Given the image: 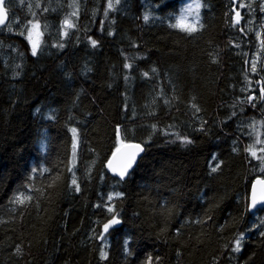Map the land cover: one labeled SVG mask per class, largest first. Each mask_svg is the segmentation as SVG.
Masks as SVG:
<instances>
[{
    "label": "trees",
    "instance_id": "1",
    "mask_svg": "<svg viewBox=\"0 0 264 264\" xmlns=\"http://www.w3.org/2000/svg\"><path fill=\"white\" fill-rule=\"evenodd\" d=\"M111 2L5 0L0 264H264V206L247 210L264 176L247 151L264 147V0H199L191 33L171 25L193 0ZM121 141L145 149L122 180L106 170Z\"/></svg>",
    "mask_w": 264,
    "mask_h": 264
},
{
    "label": "snow or ice",
    "instance_id": "2",
    "mask_svg": "<svg viewBox=\"0 0 264 264\" xmlns=\"http://www.w3.org/2000/svg\"><path fill=\"white\" fill-rule=\"evenodd\" d=\"M117 2H119V0H117ZM4 5V0H0V25H4L6 20H7V10L3 7ZM113 7V4L111 2V0H109V4H108V8L111 9ZM201 7V4L199 3V0H193V2L189 5H187L186 8H183L181 10V13L178 17H176V23L172 24L171 26L174 28H180L183 31L186 32H195L197 30V24L199 22V13H198V9ZM194 10L195 13H194ZM262 11H264V9H262ZM195 14V21H189V17L193 16ZM77 13L73 12L71 14V16H76ZM236 17L237 20L236 22L239 23V19H240V15L237 12L236 13ZM145 20L148 19V16L145 15L144 17ZM64 25L65 28H72L74 27V24L72 23L71 19L66 18L64 21ZM202 27V25H201ZM32 28L36 29V36L39 37V35H41V33L39 32V23L36 22L34 24H32ZM23 34V33H21ZM65 35H67V30L65 31ZM29 40L32 43V54L36 55L37 54V49L39 47V40H33L31 34L29 35ZM264 43V42H262ZM92 44L95 45L96 41L93 40ZM253 72L256 71V67L255 64L252 65V69ZM145 75H147V73H145ZM259 83V82H258ZM261 93H262V97L264 98V88L261 89ZM254 99V97H249L248 100L251 103L252 100ZM254 106V105H253ZM193 107L195 108L196 105H193ZM197 111H199V108H196ZM71 131L73 132L74 135V143H73V156L75 157V149H76V135H77V130L75 128L71 129ZM185 143H191V141L187 140V138L184 139ZM257 144L260 143H264L260 140L256 141ZM121 147L129 149L130 151L127 153V155L120 161L118 166H114L113 161H109L108 163V167L112 169V171L114 172H119V175L121 177H124L127 173L128 170L130 168H132L133 164L136 161L137 156L143 151V148L141 147L140 144H124L123 141H121ZM121 148L118 147L116 149V153L113 154V160L116 159L117 154L120 153ZM247 151L250 153V155L253 158H256L257 160H259L261 162L262 165H264V147H261L259 149V152L261 153V155H257V151L254 150V146H250ZM219 167V165H216V167H214L212 169V171H216L217 168ZM33 171H35V169H33ZM261 171H264V167L261 168ZM73 185H76V190H79V186L76 184V179L75 177H73L72 180ZM259 186V189H258ZM119 195V194H117ZM112 197H109V200H111ZM251 207L255 208L257 205H264V180H257L255 184H253L252 187V193H251ZM32 200V196L31 195H25L24 193H20L17 196L14 197V202L17 204H25L26 202H29ZM109 211H113V209L109 208ZM119 220L113 218L112 220L109 221L108 224L104 225V230L105 232L109 229V227H111L112 225L118 224ZM261 235H264V233H261ZM243 240V233L240 234L239 237H237L234 241V247H233V251H240L241 250V241ZM17 251H19V249H17ZM107 253L106 252H101V257L102 258H106ZM148 264H151V258L149 257V261Z\"/></svg>",
    "mask_w": 264,
    "mask_h": 264
},
{
    "label": "water",
    "instance_id": "3",
    "mask_svg": "<svg viewBox=\"0 0 264 264\" xmlns=\"http://www.w3.org/2000/svg\"><path fill=\"white\" fill-rule=\"evenodd\" d=\"M4 2H5V0H4ZM3 7L5 8L4 5H3ZM8 20H9V15H8V13H7V20H6V22H5L4 25H0V29H1L2 27H4V26L8 23ZM124 144H140V143H138V142H124ZM140 145H141V147L143 148V151L137 156L136 161H135V163L133 164L132 168H130V169L128 170V173H127L124 177H121V176L119 175V172H114V171H112L111 168L108 167V163H109V161H113L114 166H118L119 163H120V161H121V160L127 155V153L130 151L129 149H126V148L121 147V143L118 145V147L121 148V151H120V153L117 154L116 159L113 160V154L116 153V149H117L118 147L112 152V154L110 155V157H109V159H108V161H107V163H106V169H107V172H108L112 177H115V178H117V179H121V180H122V179L126 178V177H127V176H128V175H129L134 169H135V167L137 166V164H138L140 158L142 157V155H143V153H144V150H145V149H144V147H143L142 144H140ZM257 180H264V176H263V177H260V176L255 177V178L252 180L251 184H250L249 195H248V201H247V210H248L250 213H254V212H256L258 209H260L262 206H264V205H257L255 208H252V207L250 206V205H251V199H250V198H251V193H252V187H253V184H255ZM258 189H259V186H258ZM113 218L119 220V219L116 218V217H110V218H108V219L103 223V226H102L103 230H104V225H105V224H108L109 221L112 220ZM119 225H120V220H119V223H118V224H115V225H112L111 227H109V229H108L106 232H109V231H111V230H114V229L118 228ZM104 231H105V230H104Z\"/></svg>",
    "mask_w": 264,
    "mask_h": 264
},
{
    "label": "rangeland",
    "instance_id": "4",
    "mask_svg": "<svg viewBox=\"0 0 264 264\" xmlns=\"http://www.w3.org/2000/svg\"><path fill=\"white\" fill-rule=\"evenodd\" d=\"M186 7H187V5L185 6V8H186ZM195 11H196V10H194V13H195ZM198 11H199V10H198ZM198 13H199V12H198ZM193 17H195V14H194L193 16H190V17H189V21H194ZM32 24H34V23H31L30 26H29V28H28V30H27V39H28V42L31 44V46H32V43H31L30 40H29V35H30V34H31L33 40H36V39L40 40V38H41V35H39V37L36 36V29H33V28H32ZM39 32H40V29H39ZM40 33H41V32H40ZM261 137H262V135H261ZM123 143H124V142H123Z\"/></svg>",
    "mask_w": 264,
    "mask_h": 264
},
{
    "label": "bare ground",
    "instance_id": "5",
    "mask_svg": "<svg viewBox=\"0 0 264 264\" xmlns=\"http://www.w3.org/2000/svg\"><path fill=\"white\" fill-rule=\"evenodd\" d=\"M4 4H5V2H4ZM8 21H9V20H8ZM2 28H3V27H2ZM144 152H145V150H144ZM143 155H144V153H143ZM143 155H142V156H143ZM140 159H141V158H140ZM106 170H107V169H106ZM108 174H109V173H108ZM109 175H110V174H109ZM110 176H111V175H110Z\"/></svg>",
    "mask_w": 264,
    "mask_h": 264
}]
</instances>
